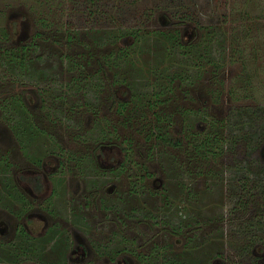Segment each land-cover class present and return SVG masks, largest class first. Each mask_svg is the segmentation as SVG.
<instances>
[{
	"label": "rangeland",
	"instance_id": "obj_1",
	"mask_svg": "<svg viewBox=\"0 0 264 264\" xmlns=\"http://www.w3.org/2000/svg\"><path fill=\"white\" fill-rule=\"evenodd\" d=\"M89 1L0 0V264H264V0Z\"/></svg>",
	"mask_w": 264,
	"mask_h": 264
},
{
	"label": "trees",
	"instance_id": "obj_2",
	"mask_svg": "<svg viewBox=\"0 0 264 264\" xmlns=\"http://www.w3.org/2000/svg\"><path fill=\"white\" fill-rule=\"evenodd\" d=\"M90 2H93V1L92 0L89 1L88 7H91L90 6ZM40 13H42V14L41 15L38 14V15L35 16L37 18V21L34 20L33 22H35L38 25L41 24L42 26H45V27L48 26L49 27L51 25V23H52L51 20H50V18L47 16V14H45V11L44 10L40 11ZM51 14H54V10H51ZM11 23H12L11 24L12 25L11 28H12V31L14 32L15 25L18 24V20H16V19L15 20H12ZM70 24L71 23L65 21V28L68 29V28L72 27ZM11 35H12L11 34V31L6 30V28L3 29L2 31H0V66H2L4 64V66H3L4 67V70H6L8 68L7 65H10L11 63H13V61H16L17 60L19 63H22L23 60L25 59V52H26V50H25V48H26L25 42H23V43H21L19 45H14V43L12 41L14 39L11 38ZM38 35H40L39 32L38 31H35V32H33L29 36V38L26 41H28V43H29L30 42L29 39H35V37H37ZM12 43H13V45H12ZM235 54L238 55V58L240 60V65H241V69L240 70L244 69L243 60H244L245 56L242 54V50H239L238 49V51ZM239 74H243V73H239ZM240 78L243 81L244 77L240 75ZM231 88L232 87L230 86L229 87L228 94L232 97L233 96V93L231 91ZM44 91H46V90L44 89ZM50 93L52 94L54 92L51 91ZM245 95L246 94H244V96ZM125 103H126L125 101L120 102L119 103L120 104V107L123 108V106L125 105ZM210 122H211V120H210ZM215 137L218 138L217 132L214 133V138ZM209 146H210V140L203 139V141H202V147L204 148V151L202 153H200L199 155L200 156H203L205 154L204 155V157H205L207 153H210L211 150L209 149ZM246 185L247 184L245 182L241 181L240 188L242 190H246L250 194L251 193V190H250V188L246 187ZM36 187L38 188L39 185H36ZM257 190H258V195L260 196L261 200H263L264 199V191H263V189L261 188L260 185L257 186ZM244 247H247L246 249H249L250 248L248 244L245 245ZM261 250L262 251L264 250V242H262L261 245L259 246L258 251H261ZM252 264H256L254 260L252 261Z\"/></svg>",
	"mask_w": 264,
	"mask_h": 264
},
{
	"label": "flooded vegetation",
	"instance_id": "obj_3",
	"mask_svg": "<svg viewBox=\"0 0 264 264\" xmlns=\"http://www.w3.org/2000/svg\"><path fill=\"white\" fill-rule=\"evenodd\" d=\"M104 147V146H103ZM32 177H33V180H32V182L35 184V183H37L38 182V180H39V174L38 173H35L34 175H32ZM37 185V184H36ZM35 185V186H36Z\"/></svg>",
	"mask_w": 264,
	"mask_h": 264
}]
</instances>
